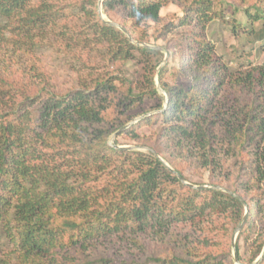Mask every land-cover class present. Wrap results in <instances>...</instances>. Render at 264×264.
I'll return each mask as SVG.
<instances>
[{"label":"trees","instance_id":"obj_1","mask_svg":"<svg viewBox=\"0 0 264 264\" xmlns=\"http://www.w3.org/2000/svg\"><path fill=\"white\" fill-rule=\"evenodd\" d=\"M98 1L0 0V49L6 53L0 55V264H229L230 249L206 236L199 254L191 229L228 231L227 221L235 228L246 203L244 231H255L264 207V60L231 71L204 32L190 42L197 28L222 15L226 0H104L102 10L124 30L101 18ZM240 1L262 11L245 8L252 20L264 17V0ZM173 3L183 11L178 24L161 13ZM179 27H192L187 53L181 42L167 40ZM46 36L58 40L63 61L81 73L79 84L57 86L40 67L37 47ZM160 49L179 52L173 75L182 72L191 81L188 87L166 80L169 64L161 65ZM94 51L103 61L90 56ZM138 60L143 79L128 80L115 71ZM88 61L101 71L84 73ZM155 75L168 93L167 106L118 132L111 143L109 137L137 114L134 108L161 98ZM120 86L118 103L108 100ZM112 106L118 115L109 118L105 112ZM155 116L165 125L153 150L122 148L121 137L149 146L137 128ZM187 141L200 150L186 158L201 166L214 164L219 158L207 157L218 149L219 157L236 159L245 188L185 185L167 163L186 178L170 149ZM155 153H168L166 161ZM208 209L209 216L197 221ZM214 215H222L223 223L209 218ZM180 221L189 225L187 236L174 231ZM151 234L156 251L143 240ZM122 241L128 247L119 253ZM249 244L253 263L264 238L255 236ZM240 245L236 242L238 260Z\"/></svg>","mask_w":264,"mask_h":264},{"label":"rangeland","instance_id":"obj_2","mask_svg":"<svg viewBox=\"0 0 264 264\" xmlns=\"http://www.w3.org/2000/svg\"><path fill=\"white\" fill-rule=\"evenodd\" d=\"M103 1H98V6L101 7V10L98 13L100 14L101 18L106 21H111L110 18H108V14L102 10L103 7ZM224 7L222 9V15L215 17L213 20H211L209 23L206 24L205 27H199L196 29V34L189 36L191 39L190 42L194 41L195 37L198 35V33L204 32L206 37L211 41V43L215 47V53L220 58V63L223 66H228L231 71H237L239 68H249L250 65L261 63L264 60V34L260 35L259 33L264 30V17H262L260 20H252L251 17L246 15L243 11L245 8L249 7L247 3L242 2L240 0H226L223 4ZM250 11L254 14L260 13L262 15V11L257 9L256 7H249ZM162 16L165 17L167 21H176V24H178L179 20L177 18H180L183 15L182 7L179 4H172L170 6H166L161 10ZM171 17V18H170ZM253 17V16H252ZM254 21V22H253ZM113 22V21H111ZM75 23V21L69 20V24ZM115 23V22H113ZM116 24V23H115ZM192 27H186V28H180L178 30L172 29L171 34L168 35V42L173 45H177L178 41L181 42L182 48L184 49L185 53H187L189 40L187 39L188 33L190 32V29ZM186 38V39H185ZM163 40V42L167 41ZM164 42V43H165ZM162 43V42H159ZM196 43V42H193ZM59 42L57 39H51L47 36L40 42V46L37 47L38 57L37 61L40 63V67L47 73V76L50 77L51 82L53 84H57V86H61L64 88L72 87L73 85H77L80 83L81 79V73H73L72 70H70V67L67 65L66 62L63 61V56L61 55L62 47L58 45ZM10 49H13L11 46ZM180 49V48H178ZM162 50V49H160ZM78 51H82L81 49ZM161 54H159V58L161 59V65L168 63L169 66V74L168 80L171 85L174 83L182 84L185 87H188L191 83L189 79L183 75L182 72H179L178 75L174 76L173 73L175 71H179L178 67L180 66V61L178 59V51L174 52L173 54H169L166 49H163ZM18 53V52H17ZM6 53L3 52L2 49H0V55H5ZM22 54V53H21ZM90 56L94 57L97 56L99 62L103 61L100 59V56H102L99 52H92L89 53ZM73 60V57L68 58V62H71ZM33 59H27L26 63L27 66H30ZM95 61V60H94ZM91 62L88 61V65L86 64L84 68V73H89L90 71L93 72H100L101 69L96 65H89ZM18 66V65H17ZM160 67V66H159ZM158 67V68H159ZM90 68V69H89ZM157 68V70H158ZM115 71L118 75H122L126 79L134 80V79H143V69L141 68L140 61L138 60V63L136 61H128L123 62L121 66H116ZM83 73V72H82ZM154 82L156 84V87L160 86L159 93L161 95L160 99H153L148 100L145 102H142L139 107L134 108L133 111L137 114L134 115L132 119L127 122V124H130L128 127H131L132 125L138 123L141 121L144 117H149L155 113H158L161 109L165 108L168 103V93L161 87L160 81L158 79V75H155ZM124 90V87H121L118 89V92L112 96L110 99L113 101V103H118L119 99V92ZM163 104V105H162ZM161 105L163 106L162 108ZM109 118L115 117L117 114L116 106H112L109 110L105 112ZM129 114H132V110L128 112ZM136 120V121H135ZM133 121V122H132ZM135 121V122H134ZM164 119L161 117H153L151 120L146 121L142 123L138 128L137 131L141 133V135H146L145 142L147 143V147L144 146H138L135 148L136 150H142V151H151L153 148L150 146L154 145V142L156 144L160 141V135L162 133V126H164ZM163 138V136H162ZM161 138V139H162ZM114 139H112V135L109 137V141L111 143L114 142ZM120 143H123V146H135L131 143H134L132 139L121 137L119 139ZM183 142V140L181 141ZM184 145H187L186 147L189 149L187 150ZM163 147H160L162 149ZM179 148L182 149L179 153ZM178 149V152H177ZM192 151H191V150ZM200 150V148H196L195 144L193 142L188 143L185 142V144L181 143L177 145L174 150L171 148L170 152L173 151L176 155V159H180V162L183 165V171L186 175L185 181L192 183L196 186L201 185L203 188H211L214 186L213 183H218L215 185H219L220 188H223V190H226L225 186L223 185H235L241 184L242 187L245 188L246 184L244 183L243 174L240 171V174L236 175L237 168L236 163L237 160L232 158H229L228 155L220 156L217 151H215L212 155L208 154V159H218L214 161V164L211 166L205 167L201 166L200 164L196 163V160L188 159L186 158L185 154H191L193 150ZM204 152V151H203ZM208 152V151H206ZM168 155V153H162V159L166 161L165 157ZM239 157L243 158V155ZM244 158H251V156H247V153H244ZM168 164V163H167ZM203 165V164H202ZM252 177V175H251ZM254 178V176H253ZM183 182V181H182ZM185 185L189 186L185 182H183ZM198 189V188H194ZM200 201H204V198H199L198 203ZM175 206V201L173 200L172 203L169 205V209L171 207ZM247 204L244 205V212L243 217L247 211ZM207 215H206V214ZM203 214V216L199 215L196 219L197 221H200V218H205L204 216H209V209ZM250 214V210L248 207V214L245 219L244 224L239 229L238 227L241 225L242 219L240 220L237 227H233L232 223L230 221H227L226 224L229 226L228 231L219 230H193L192 231V237L193 240L199 242L200 246L193 245L195 250L201 254L202 248L201 244L206 242H201L200 239H203V236L208 237V239L211 242L214 243H220L221 245L226 246L229 250V255L226 256L227 262L230 264L231 260L235 264H251L249 262V259L253 256L254 250L252 249L251 245L249 244L253 237L258 236L260 238H264V207L263 211L259 213L257 217H255V231L249 232L244 231L245 225L248 221ZM221 217L222 215H214L210 216V219H217ZM223 223V222H221ZM220 225V223H219ZM174 231L179 232L180 236H187V228L189 225L187 222H178L175 224ZM233 230V231H232ZM190 231V232H191ZM244 231V232H243ZM178 233V234H179ZM155 236L151 234V237H147L145 240L146 247L150 251H156L155 245L156 242L152 239ZM195 241V242H196ZM233 242L240 243V249L239 253L241 255L242 260H239L238 262L235 261V257L237 250L236 246L235 249L233 248ZM121 247H124L123 250L120 249L119 253L124 252L125 248L128 247V242L122 241L119 242ZM210 244V242H209ZM160 247V245H158ZM165 249L167 252L172 251V246L169 244L165 245ZM208 249V246H206L205 250ZM179 249H176L174 251H179ZM221 256V255H219ZM260 256V255H259ZM258 256V257H259ZM257 257V258H258ZM262 260V259H261ZM256 261V260H255ZM254 261V262H255Z\"/></svg>","mask_w":264,"mask_h":264},{"label":"water","instance_id":"obj_3","mask_svg":"<svg viewBox=\"0 0 264 264\" xmlns=\"http://www.w3.org/2000/svg\"><path fill=\"white\" fill-rule=\"evenodd\" d=\"M98 10H99V12H100L101 7L98 6ZM108 22L111 23V24H115V23H113V22H111V21H108ZM116 25H117L118 27H120L122 30H124V28H122L120 25H118V24H116ZM128 35H129V34H128ZM129 37L131 38L130 35H129ZM131 39H132V38H131ZM136 43L139 44V42H136ZM143 45H144V46L155 47V48H158V49L160 48V47L152 46V45H148V44H143ZM157 88L160 89V86H158ZM135 121H136V120H135ZM135 121H134V122H135ZM132 122H133V121H132ZM130 124H131V123H130ZM130 124H126V125L123 126L120 130L114 132V133L112 134V139L115 138V136L117 135L118 132L122 131V130L125 129V128H128V126H129ZM122 148H131V149H135V148H137V147H136V146H122ZM155 155H156L158 158H160L161 160H163L162 157H161L159 154L155 153ZM163 161H164V160H163ZM164 162H165V161H164ZM167 166L173 171V173H174L176 176H178V178H179L181 181L185 182V183L188 184L189 186H191V187H193V188H203V186H201V185L196 186V185H193V184H191V183L185 181V178H184L183 175H181L179 172H177L176 170H174L173 168H171L168 164H167ZM244 205H246V203H244ZM247 214H248V207H247V211H246V213H245V215H244V217H243L242 223H241V225L238 227L239 229H240V228L242 227V225L244 224L245 219H246V217H247ZM233 248L235 249V242H233ZM263 257H264V248H263V251H262V253L260 254V256L256 259V261L253 262V263H251V264H258V262H259ZM235 261H237V262L239 261L237 257H235Z\"/></svg>","mask_w":264,"mask_h":264}]
</instances>
